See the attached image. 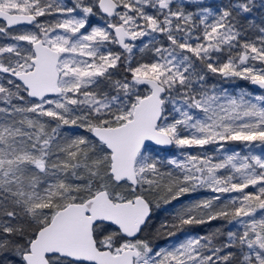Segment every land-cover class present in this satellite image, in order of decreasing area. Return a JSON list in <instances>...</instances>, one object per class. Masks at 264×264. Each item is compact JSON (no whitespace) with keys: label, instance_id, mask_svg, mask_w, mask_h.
Returning a JSON list of instances; mask_svg holds the SVG:
<instances>
[{"label":"snow or ice","instance_id":"6c2138e0","mask_svg":"<svg viewBox=\"0 0 264 264\" xmlns=\"http://www.w3.org/2000/svg\"><path fill=\"white\" fill-rule=\"evenodd\" d=\"M0 39V264H264V0H0Z\"/></svg>","mask_w":264,"mask_h":264},{"label":"trees","instance_id":"16d2710c","mask_svg":"<svg viewBox=\"0 0 264 264\" xmlns=\"http://www.w3.org/2000/svg\"><path fill=\"white\" fill-rule=\"evenodd\" d=\"M4 42H6V41L0 39V43H4ZM235 84L238 85L239 87H250L247 85V82H244V81H237V82H235ZM225 87L231 88V87H233V85L226 84ZM207 148L209 150V153L211 154L212 146H207ZM211 195H213V193L207 192L205 190H200L197 193H193V194L187 195L185 197H182L181 202L182 203H188L193 199L203 198V197H207V196H211ZM227 195L228 194H225V196H227ZM173 204L175 205L176 202H173ZM168 207L171 208L172 206H168ZM166 216H167V213H161V218H165ZM225 223L226 222H224V221L217 220V221H213L210 225L193 227V228L188 229L187 231L193 235L203 234L205 232L211 231L212 229H214L216 227L224 225ZM228 227H231V226H228ZM183 238H184V234L181 233L177 237H173L170 239L178 240V239H183ZM158 243H160L161 246H163L165 244V241L161 240V241H158Z\"/></svg>","mask_w":264,"mask_h":264},{"label":"rangeland","instance_id":"374dc122","mask_svg":"<svg viewBox=\"0 0 264 264\" xmlns=\"http://www.w3.org/2000/svg\"><path fill=\"white\" fill-rule=\"evenodd\" d=\"M206 2H208V3H212L213 0H206ZM256 151H257L258 154L260 153V149H257Z\"/></svg>","mask_w":264,"mask_h":264}]
</instances>
